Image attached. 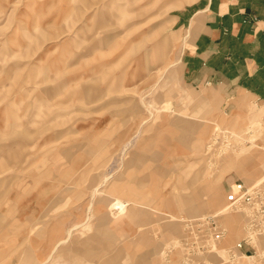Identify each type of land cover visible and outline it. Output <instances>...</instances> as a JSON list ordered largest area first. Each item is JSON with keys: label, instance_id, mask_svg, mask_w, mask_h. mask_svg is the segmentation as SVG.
Instances as JSON below:
<instances>
[{"label": "rangeland", "instance_id": "374dc122", "mask_svg": "<svg viewBox=\"0 0 264 264\" xmlns=\"http://www.w3.org/2000/svg\"><path fill=\"white\" fill-rule=\"evenodd\" d=\"M187 1L0 0V264H264L227 261L237 213L184 251L185 220L264 181V104L182 81Z\"/></svg>", "mask_w": 264, "mask_h": 264}, {"label": "crops", "instance_id": "0c3cea01", "mask_svg": "<svg viewBox=\"0 0 264 264\" xmlns=\"http://www.w3.org/2000/svg\"><path fill=\"white\" fill-rule=\"evenodd\" d=\"M178 21L187 89L264 104V0H196Z\"/></svg>", "mask_w": 264, "mask_h": 264}, {"label": "built area", "instance_id": "2783aa9c", "mask_svg": "<svg viewBox=\"0 0 264 264\" xmlns=\"http://www.w3.org/2000/svg\"><path fill=\"white\" fill-rule=\"evenodd\" d=\"M232 213L243 216V235L226 250L227 261L236 263L256 258L264 262V181L251 185L237 181L230 186L226 205L220 212L185 220L183 246L186 257L202 258L218 250L228 235L223 217Z\"/></svg>", "mask_w": 264, "mask_h": 264}, {"label": "bare ground", "instance_id": "6f19581e", "mask_svg": "<svg viewBox=\"0 0 264 264\" xmlns=\"http://www.w3.org/2000/svg\"><path fill=\"white\" fill-rule=\"evenodd\" d=\"M166 104V103H165ZM260 115H258L260 118L261 117H264V110L262 112L259 113ZM258 116H252V119L256 122V126L254 125V133H256L258 136L259 134L261 133V119H259ZM258 117V118H257ZM259 119V120H258ZM264 119V118H262ZM264 122V121H263ZM262 150H264V148H262ZM251 163H252V160H250ZM252 167H253V170H250L249 168V171H248V174H256V172H259V174L264 171V165H259V166H253V163H252ZM264 176V174H263ZM113 206V207H112ZM112 206H111V209H115V208H119L121 209L120 211H122L123 209V206H124V203L119 201V200H115L113 203H112Z\"/></svg>", "mask_w": 264, "mask_h": 264}]
</instances>
